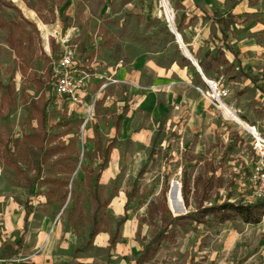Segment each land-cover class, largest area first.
<instances>
[{
    "label": "rangeland",
    "instance_id": "374dc122",
    "mask_svg": "<svg viewBox=\"0 0 264 264\" xmlns=\"http://www.w3.org/2000/svg\"><path fill=\"white\" fill-rule=\"evenodd\" d=\"M212 1L202 8L233 14L228 41L207 16L186 18L182 0H0V264H136L173 217L196 210L205 181L204 207L251 202V137L213 106L204 79L228 88L238 121L264 137V0ZM171 27L196 62L209 63L207 76L184 59ZM65 48L88 76L89 115L54 94L53 66ZM149 65L166 75L156 78ZM109 144L94 223L93 182ZM172 183L180 214L170 208ZM141 264H264V216L257 225L236 214L173 221Z\"/></svg>",
    "mask_w": 264,
    "mask_h": 264
},
{
    "label": "trees",
    "instance_id": "16d2710c",
    "mask_svg": "<svg viewBox=\"0 0 264 264\" xmlns=\"http://www.w3.org/2000/svg\"><path fill=\"white\" fill-rule=\"evenodd\" d=\"M212 22L217 25L220 29H221V34H222V39L224 41H228V35L227 33L229 32L230 28L234 25L233 19H232V15L228 14L225 17H220L217 14H213L212 17ZM53 40H51V43L53 44ZM215 60V58H214ZM202 73L204 74V76L208 75L209 69H210V65L209 63L207 64H202L201 62L198 63ZM241 75L245 78L249 77L247 76V74L240 72ZM252 83H255L254 79H251ZM6 88V87H4ZM41 113L39 112L38 115V121L40 123V127L42 129L43 132H45V122L46 120H42L41 118ZM118 124V123H117ZM117 124L115 127H117ZM156 137L153 139L152 142V147L149 153V158L148 160L151 161L154 155V146L156 144ZM110 149H111V144H109L105 150H104V155L98 165L99 168V172L96 176V178L94 179L93 182V187H94V199L96 201V209L94 212V223L96 222L97 219V215L98 212L100 210V199L98 197V194L96 193L98 190V181H99V175L100 173L105 169L106 164L109 161V154H110ZM146 167H143L141 169V171L137 174L136 177V182L138 179H140L143 175V173L145 172ZM211 185V181L207 180L205 181L204 184V188H203V194L204 196L197 202V207L196 210L193 213L190 214H186L184 216H177V217H173L171 219L170 222H168V224L165 227V230H162L160 232V234L156 235L154 238L151 239V241L145 246L142 254L139 256V258L137 259V263L136 264H141L149 255L150 252H153L159 245L161 242V238L162 236L165 234V232L170 229L171 223L173 221H182V220H190L196 224H201L203 223L204 219L208 216H217L218 220L220 222H224L227 221L230 217L231 214H236L238 215L242 221L244 223L247 224H251V225H257L261 222L262 217L264 216V199L261 200H257L254 202H245L243 203L242 201H237V202H229L228 199H226L223 202H215L214 204H212L209 207H204L203 206V202L205 201V199L207 198V192L209 190V187ZM181 197L183 200V203L185 206H188V194H189V187L187 184V180H184L181 184ZM127 209V208H125ZM29 211L26 208V212H25V216L23 219V224H22V233L19 235L16 246L17 248H21L23 246V241H24V234L27 231L28 228V219H29ZM125 220V216L123 218H121L119 220V222L117 223V231L115 233V235L111 238L110 240V247H114L117 243V237H118V228L120 227V225L124 222ZM97 234L96 230H92L89 234V240H92L93 237H95ZM7 264V263H6ZM9 264H35L32 262H18V263H9ZM61 264H83L80 262H73V261H69V262H63Z\"/></svg>",
    "mask_w": 264,
    "mask_h": 264
},
{
    "label": "built area",
    "instance_id": "2783aa9c",
    "mask_svg": "<svg viewBox=\"0 0 264 264\" xmlns=\"http://www.w3.org/2000/svg\"><path fill=\"white\" fill-rule=\"evenodd\" d=\"M78 72L73 62L72 51L65 48L53 66V91L56 96L72 104H76L81 108L86 107V112L89 115L93 110V103L89 106L86 105L84 91L88 76L84 73L78 74ZM204 81L207 87V97L213 106L225 119L239 123L245 133L251 137L257 160L250 171L251 191L247 199L251 202L264 199V137L259 134L255 126H248L238 121L236 111L225 103V100L229 97L228 88L222 87L220 82L215 80L204 79Z\"/></svg>",
    "mask_w": 264,
    "mask_h": 264
},
{
    "label": "crops",
    "instance_id": "0c3cea01",
    "mask_svg": "<svg viewBox=\"0 0 264 264\" xmlns=\"http://www.w3.org/2000/svg\"><path fill=\"white\" fill-rule=\"evenodd\" d=\"M182 3H183V6H184V13L186 14V18H188L187 16H190V15H196L197 13H200L201 15L203 16H207L208 17V20H210L212 22V17H213V14H217L216 11H213V12H209V9H213L214 8V3L212 0H182ZM202 3L205 4V6L207 8H209L208 10L207 9H203L202 8ZM234 13V12H233ZM231 15H233L231 13ZM213 23V22H212ZM235 24V23H234ZM181 26L180 24H178V27ZM235 26V25H233ZM232 26V27H233ZM231 27V28H232ZM177 28V27H176ZM176 32V31H175ZM178 34V33H177ZM179 35V34H178ZM180 37V35H179ZM181 39V37H180ZM181 42H182V39H181ZM183 44V42H182ZM183 46L186 48V46L183 44ZM187 52L189 53L191 59L197 64L198 68L200 69V74L204 77V74L202 73L201 71V68L199 66V62H196L193 58H192V55L190 54L189 50L186 48ZM184 59H186L187 61H189L192 66L195 68V66L193 65V63L186 57V56H183ZM150 69L154 72L155 74V77L156 78H159L161 76H165L166 73H167V69L163 68V67H159V66H156L154 67L153 65H149ZM196 69V68H195ZM197 71V69H196ZM198 72V71H197ZM199 73V72H198ZM33 263V262H32ZM36 264V263H35Z\"/></svg>",
    "mask_w": 264,
    "mask_h": 264
},
{
    "label": "bare ground",
    "instance_id": "6f19581e",
    "mask_svg": "<svg viewBox=\"0 0 264 264\" xmlns=\"http://www.w3.org/2000/svg\"><path fill=\"white\" fill-rule=\"evenodd\" d=\"M42 26H44V25H42ZM171 29H172V27H171ZM184 54H185V52H184ZM180 200H181V198H180V195L177 193L176 184L172 183L171 189H170V192H169V202H170L171 211L174 214H176L175 211H174V206H176L180 211H182Z\"/></svg>",
    "mask_w": 264,
    "mask_h": 264
},
{
    "label": "water",
    "instance_id": "95a60500",
    "mask_svg": "<svg viewBox=\"0 0 264 264\" xmlns=\"http://www.w3.org/2000/svg\"><path fill=\"white\" fill-rule=\"evenodd\" d=\"M170 31L175 36V39L179 43L181 49L185 52L184 55L193 63V65L195 66V68L197 69V71L200 73V69L198 68L197 64L191 59V57H190L189 53L187 52L186 48L183 46L179 35L175 32V29L172 27V29H170ZM176 187H177V193L180 194L179 193L178 184H176ZM174 211H175L176 214H180V213L183 212V208H182V211H180L176 206H174Z\"/></svg>",
    "mask_w": 264,
    "mask_h": 264
}]
</instances>
